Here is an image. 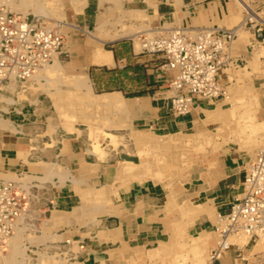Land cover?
Instances as JSON below:
<instances>
[{
    "label": "rangeland",
    "instance_id": "rangeland-1",
    "mask_svg": "<svg viewBox=\"0 0 264 264\" xmlns=\"http://www.w3.org/2000/svg\"><path fill=\"white\" fill-rule=\"evenodd\" d=\"M5 1L0 3V214L6 219L0 217V240L4 242L7 238L8 244L11 243L8 249L12 247V250L8 253L5 243H0L6 249L0 252L3 255L0 264L9 261L8 264H68L67 252L57 241L54 216L49 218L52 210L47 203L49 189L42 182L47 180L46 176L37 177L30 166H13L12 148H15L16 136L27 134L30 150L36 153L40 148L57 150L61 135H69L78 136L80 149L97 155L113 168L124 159H134L141 170L139 177L117 176L114 171L108 185L99 193L90 189L83 191L79 206L81 216L87 218V222H95L101 207L97 202L102 197L110 193L117 196L119 187L132 180L150 179L163 188L166 208L176 211L178 207L185 219L183 226L174 224L175 231L186 229L192 213L186 190L193 168L201 167L223 148L255 154L264 143V113L259 106V84L264 83V78L259 79V72L264 71L262 46L257 49L256 70L248 65L241 70L244 65H240L231 71L233 77L229 75L232 84L220 107L229 108L225 111V124L201 126L159 138L145 128L129 129L125 111L94 105L90 94L79 86L77 74L81 72L86 53L99 45L94 37L104 40L102 35L105 36L106 31L118 28L124 34H131L130 40L140 47L141 38L151 31H147L145 17L139 11H124L116 1L103 0L106 1L104 7L99 12L88 13V17L87 0ZM97 18L102 22L99 32ZM128 27L130 33H127ZM241 36L248 35L242 32ZM100 46L111 48L110 43ZM254 51L256 49L253 55ZM89 67L88 82L94 93L122 86L117 80L103 83L111 78L110 70ZM137 90L140 89L131 87L125 93L131 96ZM141 131L154 138L143 140ZM8 164L12 166H6ZM61 169L57 164L49 169V173L58 176L59 182L65 177V172H59ZM5 185L10 202L17 201L20 207L5 204L2 193ZM177 199L180 200L178 206ZM16 208L20 212L12 219L7 213H13ZM12 227V234H7ZM241 239L254 251H259V264H264V239L252 241L245 235ZM193 243L172 244L156 264H206L207 255L204 256L199 247L192 249Z\"/></svg>",
    "mask_w": 264,
    "mask_h": 264
},
{
    "label": "crops",
    "instance_id": "crops-1",
    "mask_svg": "<svg viewBox=\"0 0 264 264\" xmlns=\"http://www.w3.org/2000/svg\"><path fill=\"white\" fill-rule=\"evenodd\" d=\"M112 1H116L124 11H139L145 17L144 26L147 31L184 27L237 28L232 55L241 60L240 64L244 65L241 70L246 65L252 70L257 68L255 61L259 51H254L253 55V50L248 48L249 32L242 27L245 14L236 0ZM250 1L251 9L264 22V0ZM85 4L89 17L88 13L99 12L106 1L87 0ZM129 29L128 27L127 33H130ZM242 32L248 36L243 38ZM106 34L103 35L104 40H95L97 45L111 44L110 49L99 48L107 62L93 60L94 47L86 53L81 66L86 69L87 77L89 66L110 70L111 78L103 83L117 80L122 85L98 94L111 92L122 99L127 107L129 129L145 128L151 130L156 137L164 138L187 130H197L201 126L225 124V111L229 108H220L224 105V99L197 101L187 115H172L168 98L173 71L165 69L161 59L142 51L141 46L137 47L130 40L131 34H124L118 28H113ZM232 70L234 69L229 68L219 74L226 88L232 84ZM229 75L232 76L231 79ZM263 78L264 71H260L259 79ZM137 79L140 81L137 82ZM131 87L140 90L128 96L125 92ZM91 90L93 91L92 88ZM259 106L264 113V83L259 84ZM140 133L143 134V140L154 138L146 132ZM27 137V134L15 137V148H12V159L15 162L13 166H30V171L37 177L46 176L47 180L41 181L49 189L47 203L52 209L49 218L54 216L53 221L58 227L57 241L67 252L68 264H156L159 263L158 259H163L169 246L184 241L194 242L190 247H199V251L206 256L216 244L213 227L217 223V217L228 211L230 202L239 194L245 170L254 156V153L227 147L212 159L203 162L201 167L193 168L191 182L186 190L192 213L187 220L186 229L175 231L174 224L180 223L183 226L185 219L178 207L176 211L166 208L163 188L150 179L132 180L119 187L117 196L110 193L102 197L97 202V205H101L97 220L87 222V218L81 216L79 207L83 191L90 189L99 193L100 189L108 185L114 171L117 176L137 178L141 171L138 169L139 163L133 162L134 159H124L123 161L133 164V172L119 175L118 165L113 168L97 155L80 149L78 136L61 135L57 150L42 151L40 148L38 153L30 150V138ZM54 164L60 165L66 174L60 182L58 176L49 173ZM57 181L59 184H56ZM179 201L177 199L176 206ZM230 241L237 246L231 245L220 259L211 264H259V251H254L248 244H239L233 238ZM206 264H210L208 259Z\"/></svg>",
    "mask_w": 264,
    "mask_h": 264
},
{
    "label": "built area",
    "instance_id": "built-area-1",
    "mask_svg": "<svg viewBox=\"0 0 264 264\" xmlns=\"http://www.w3.org/2000/svg\"><path fill=\"white\" fill-rule=\"evenodd\" d=\"M236 1L245 14L242 27L249 32L248 48H264V22L251 9L250 0ZM237 32V28L225 27L162 28L141 38L142 51L161 59L163 67L173 71L168 98L172 115H187L197 101L226 98L227 88L219 74L241 65V60L232 55ZM7 189L5 185L2 191L5 204L20 207L17 201L10 202ZM12 212H8V216L16 219L20 209ZM0 217L6 219L4 215ZM13 230L12 227L6 233L12 234ZM213 232L217 239L207 254L210 264L220 259L231 245L237 246L227 242L229 237L245 235L254 241L264 236V143L245 170L239 194L230 202L228 211L218 215ZM3 243L7 249L8 239ZM4 246H0V252L4 251Z\"/></svg>",
    "mask_w": 264,
    "mask_h": 264
},
{
    "label": "bare ground",
    "instance_id": "bare-ground-1",
    "mask_svg": "<svg viewBox=\"0 0 264 264\" xmlns=\"http://www.w3.org/2000/svg\"><path fill=\"white\" fill-rule=\"evenodd\" d=\"M4 2H6L5 0H0V3H4ZM93 18V17H92ZM101 20V19H100ZM98 18H97V20H96V23H97V29H98V32L100 31V28H101V21H100ZM64 24V23H63ZM103 27V26H102ZM106 33H107V31H106ZM107 35V34H106ZM103 36V35H102ZM94 39H96V40H99V38L97 39V37H94ZM140 44V43H139ZM100 48V45H98V46H96L95 47V51L93 52V54H94V58H93V60L95 61V62H107V60L104 58V53H103V51L101 50V49H99ZM86 69L84 68V67H81V72L80 73H77L78 74V76H79V86L84 90V91H86L88 94H90V96L92 97V102H93V104L94 105H96V106H99V107H111V108H117V110L118 109H120V110H123L121 113H124V111L126 112V109H127V107H126V105H125V103L122 101V99L117 95V94H115V93H109V92H105V93H102V94H98V93H94L92 90H91V87H90V84H89V82H88V77H87V74H86ZM83 91V92H84ZM87 95V94H86ZM88 98V97H87ZM91 101V100H90ZM91 102V103H92ZM92 104V105H93ZM91 105V104H90ZM91 105V106H92ZM119 110V111H120ZM126 114H127V112H126ZM5 122V121H4ZM1 124V123H0ZM8 124V123H7ZM9 125V124H8ZM2 126V125H1ZM5 126H6V123H5ZM3 127V126H2ZM9 127H10V125H9ZM4 128V127H3ZM11 128H12V126H11ZM75 128V127H74ZM7 129H8V126H7ZM109 136H112V134H110V133H107ZM106 135V134H105ZM111 138V137H110ZM140 140V139H139ZM93 150V149H92ZM95 151V150H94ZM97 151V150H96ZM95 151V152H96ZM132 163H130V162H126V161H121V162H119V164H118V171H119V175H126V174H129V173H132L133 172V168H132ZM62 171H59V172H61V173H63L64 171H63V169H61ZM58 173V172H57ZM65 174V173H64ZM60 175V174H59ZM66 175V174H65ZM70 178V177H69ZM6 180H7V178H6ZM19 189V188H18ZM21 193V192H20ZM54 213V212H53ZM20 217V216H19ZM19 219V218H18ZM19 221H20V219H19ZM18 223V222H17ZM21 230V229H20ZM15 233V232H14ZM235 239L236 240V242L237 243H239L240 244V242L241 243H245L244 241H242V239H241V236H237V237H234V236H232V237H229L228 238V241L227 242H230L231 243V239ZM260 238H263L264 239V236L263 237H260ZM10 240V239H9ZM234 242V241H233ZM14 243V242H13ZM9 245V244H8ZM10 245H11V243H10ZM9 245V246H10ZM262 247V246H261ZM11 250H12V247H11V249H8L7 248V251H8V253L9 252H11ZM5 254V253H4ZM1 257L0 258H2L3 257V255H0ZM2 260V259H1ZM0 260V261H1ZM11 261H13V260H11ZM3 262V261H2ZM8 263H11L10 261L8 262ZM7 263V264H8ZM18 263H19V261H18ZM5 264V263H4ZM19 264H22V263H19Z\"/></svg>",
    "mask_w": 264,
    "mask_h": 264
}]
</instances>
